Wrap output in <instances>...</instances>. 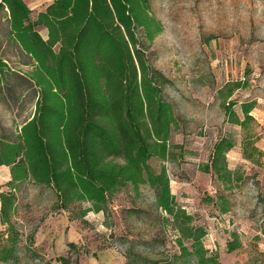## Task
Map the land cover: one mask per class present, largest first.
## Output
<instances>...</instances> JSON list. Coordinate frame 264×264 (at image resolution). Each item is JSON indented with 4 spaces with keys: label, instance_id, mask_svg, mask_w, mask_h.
Returning a JSON list of instances; mask_svg holds the SVG:
<instances>
[{
    "label": "rangeland",
    "instance_id": "rangeland-1",
    "mask_svg": "<svg viewBox=\"0 0 264 264\" xmlns=\"http://www.w3.org/2000/svg\"><path fill=\"white\" fill-rule=\"evenodd\" d=\"M148 1L163 30L152 42L139 31V47L169 80L164 97L178 119L170 159L153 157L150 164L156 172L166 167L178 203L206 228L210 253L224 264H264V0ZM26 2L35 11L42 3ZM6 16L0 12V57L13 72L0 87V137L9 138L34 114L38 93L25 76L33 59L10 42ZM39 31L46 36L45 29ZM252 101L257 104L246 127L229 121L228 105L244 119L242 103ZM223 138L235 143L227 153L228 185L212 170L205 172ZM11 170L0 166V185ZM139 189L128 185L117 192L107 213L85 212L87 202L64 212L52 190L21 183L13 218L22 234L19 258L6 264H62L56 262L60 256L71 264H194L177 259L173 221L156 207L154 191L148 185ZM221 196L226 213L215 206ZM234 234L240 247L229 252Z\"/></svg>",
    "mask_w": 264,
    "mask_h": 264
},
{
    "label": "trees",
    "instance_id": "trees-1",
    "mask_svg": "<svg viewBox=\"0 0 264 264\" xmlns=\"http://www.w3.org/2000/svg\"><path fill=\"white\" fill-rule=\"evenodd\" d=\"M1 11L7 12L10 42L33 59L25 76L38 94L32 117L9 138L0 137V166L12 169L6 189L0 191L5 229L0 263L19 258L22 234L13 222L16 191L21 183L32 182L52 190L61 211L87 202L91 206L85 212L97 213H107L110 198L128 185L136 190L148 185L156 207L173 221L181 252L177 259L224 264L206 248V228L195 224V217L178 203L166 167L156 172L150 164L153 157L170 159L178 119L164 97L169 80L147 63L139 47V31L152 42L163 30L149 1L54 0L33 15L25 0H0ZM12 72L0 57V87ZM256 104L242 103L244 119L228 105L229 121L246 127ZM215 146L205 172L212 170L228 185L227 153L235 143L223 138ZM223 199L215 206L226 213ZM233 237L229 252L240 247L238 236ZM69 247L78 249L75 243ZM56 262L71 264L64 256Z\"/></svg>",
    "mask_w": 264,
    "mask_h": 264
},
{
    "label": "crops",
    "instance_id": "crops-1",
    "mask_svg": "<svg viewBox=\"0 0 264 264\" xmlns=\"http://www.w3.org/2000/svg\"><path fill=\"white\" fill-rule=\"evenodd\" d=\"M26 1V0H25ZM42 3L40 4V7L39 8H37L38 10V12L39 11H41V10H43L47 5H49L50 3H52L54 0H40ZM28 4V3H27ZM29 5V4H28ZM29 7L34 11V12H37V11H35V9L34 8H32L30 5H29ZM10 179H8L7 180V182L9 181ZM6 182V183H7ZM4 185H6V184H4ZM4 185H0V190H2V189H4ZM0 223H1V221H0ZM1 229H3L2 228V225L0 224V230Z\"/></svg>",
    "mask_w": 264,
    "mask_h": 264
},
{
    "label": "built area",
    "instance_id": "built-area-1",
    "mask_svg": "<svg viewBox=\"0 0 264 264\" xmlns=\"http://www.w3.org/2000/svg\"><path fill=\"white\" fill-rule=\"evenodd\" d=\"M212 191H213V193H217V190H216L215 188H213V190H212Z\"/></svg>",
    "mask_w": 264,
    "mask_h": 264
}]
</instances>
